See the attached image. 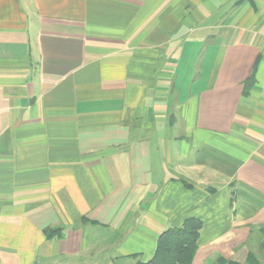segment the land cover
<instances>
[{"label":"crops","instance_id":"0c3cea01","mask_svg":"<svg viewBox=\"0 0 264 264\" xmlns=\"http://www.w3.org/2000/svg\"><path fill=\"white\" fill-rule=\"evenodd\" d=\"M188 217L192 264L264 259V0H0V264L147 262Z\"/></svg>","mask_w":264,"mask_h":264},{"label":"trees","instance_id":"16d2710c","mask_svg":"<svg viewBox=\"0 0 264 264\" xmlns=\"http://www.w3.org/2000/svg\"><path fill=\"white\" fill-rule=\"evenodd\" d=\"M203 220L200 217H188L181 226L165 230L158 238L154 256L147 262L137 264H192L199 248V239ZM48 236H62L61 228H48ZM210 264H235L219 256ZM246 264H261L253 252L248 254Z\"/></svg>","mask_w":264,"mask_h":264},{"label":"rangeland","instance_id":"374dc122","mask_svg":"<svg viewBox=\"0 0 264 264\" xmlns=\"http://www.w3.org/2000/svg\"><path fill=\"white\" fill-rule=\"evenodd\" d=\"M252 235L254 236V233L251 234V237H252ZM258 235H259V234H258ZM255 236H256V234H255ZM256 238L264 239V228H263V233H262V235L260 234L259 237H256ZM261 239H260V240H261ZM249 253H250V252H249ZM249 253H248V254H249ZM248 254H247V256H246L245 262H247ZM256 257L258 258L257 255H256ZM258 259H259V258H258ZM232 262H234V261H232ZM259 262H260L261 264H264V259L261 258V261L259 260ZM234 263H235V262H234Z\"/></svg>","mask_w":264,"mask_h":264}]
</instances>
